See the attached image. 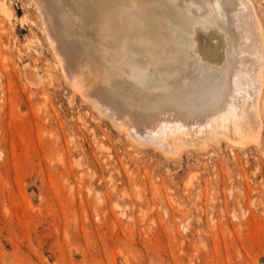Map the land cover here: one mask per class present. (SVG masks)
I'll return each instance as SVG.
<instances>
[{
	"label": "rangeland",
	"instance_id": "rangeland-1",
	"mask_svg": "<svg viewBox=\"0 0 264 264\" xmlns=\"http://www.w3.org/2000/svg\"><path fill=\"white\" fill-rule=\"evenodd\" d=\"M6 1L14 21L0 11L9 56L0 57V264H264V141L179 160L134 147L89 103H69L62 86L48 85L50 111L37 110L42 95L23 88V66L58 70L30 46L43 34L27 25L38 21L33 4ZM254 1L264 19V0ZM43 41L38 50L50 54Z\"/></svg>",
	"mask_w": 264,
	"mask_h": 264
},
{
	"label": "bare ground",
	"instance_id": "bare-ground-1",
	"mask_svg": "<svg viewBox=\"0 0 264 264\" xmlns=\"http://www.w3.org/2000/svg\"><path fill=\"white\" fill-rule=\"evenodd\" d=\"M27 2L38 21L26 24L43 31L30 46L58 70L23 66V88L42 95L37 110L50 111L48 85L62 86L69 103H89L134 147L179 160L264 141V19L254 0ZM0 11L14 21L6 0ZM43 40L50 54L38 50ZM0 57L9 56L0 48Z\"/></svg>",
	"mask_w": 264,
	"mask_h": 264
}]
</instances>
